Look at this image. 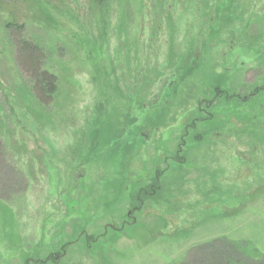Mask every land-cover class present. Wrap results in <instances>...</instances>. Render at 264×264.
<instances>
[{
	"label": "rangeland",
	"instance_id": "rangeland-1",
	"mask_svg": "<svg viewBox=\"0 0 264 264\" xmlns=\"http://www.w3.org/2000/svg\"><path fill=\"white\" fill-rule=\"evenodd\" d=\"M0 264H264V0H3Z\"/></svg>",
	"mask_w": 264,
	"mask_h": 264
},
{
	"label": "trees",
	"instance_id": "trees-1",
	"mask_svg": "<svg viewBox=\"0 0 264 264\" xmlns=\"http://www.w3.org/2000/svg\"><path fill=\"white\" fill-rule=\"evenodd\" d=\"M3 0H0V6ZM25 47V62L28 65L27 68L34 74L35 88L38 92V96L45 100L48 96L55 91V78L54 75L46 72L45 70L39 71L40 55L38 49L34 45L24 44ZM247 258H250L247 256Z\"/></svg>",
	"mask_w": 264,
	"mask_h": 264
}]
</instances>
